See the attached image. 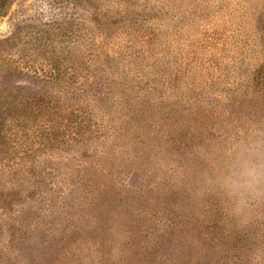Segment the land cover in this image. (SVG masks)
<instances>
[{"label": "trees", "instance_id": "16d2710c", "mask_svg": "<svg viewBox=\"0 0 264 264\" xmlns=\"http://www.w3.org/2000/svg\"><path fill=\"white\" fill-rule=\"evenodd\" d=\"M86 1L115 33L64 44L51 91L19 111L10 141L0 129V264H224L228 246L264 252V209L251 229L223 236L224 204L194 197L205 173L190 156L202 146L220 157L228 135L264 126V0ZM158 20H179L172 46ZM120 33L127 40L111 42ZM133 37L143 48L127 45ZM135 52L146 53L139 68L110 65ZM97 60L101 100L92 76H77ZM124 166L147 185L128 187ZM205 200L212 236L189 244L190 214Z\"/></svg>", "mask_w": 264, "mask_h": 264}, {"label": "rangeland", "instance_id": "374dc122", "mask_svg": "<svg viewBox=\"0 0 264 264\" xmlns=\"http://www.w3.org/2000/svg\"><path fill=\"white\" fill-rule=\"evenodd\" d=\"M92 13L93 10L86 0H0V129L10 137L9 141L13 133L21 128L19 111L28 112L27 108L31 106L33 98L44 91H51L54 87V77L50 74L57 73L53 69L60 58L66 56L68 50L60 54L63 45L87 33L90 35L87 36V44L100 41V34L103 36L104 32L115 33V29L110 30L106 25L98 26L91 20ZM156 22L161 24L157 28L160 29L159 33L162 36L159 40L165 42L168 39L172 46L175 42L173 38L177 39L176 28L179 27V20H174L168 25L164 20ZM123 24L125 23H121L122 31H124ZM126 24L128 25V22ZM79 27L83 29L81 32ZM127 38L126 34L120 33V37H113L111 42L116 43L123 39L126 41ZM139 38L133 37L127 45L134 44L137 49L143 48V43L135 41L140 40ZM187 42L191 43V40ZM146 53L144 55L136 53V59L132 56L121 57L117 62L111 58L110 65L117 63L132 69L139 68ZM135 60L137 64L134 63ZM145 63L144 61L143 65ZM99 68L100 64L97 60L94 66L83 67L84 70L81 69L77 76H92L94 84L89 87V92L95 94V99L101 100L102 93L104 95L108 89L107 85L102 83L105 81V75ZM60 69L59 73L66 74L67 77L73 75L72 70H66L61 66ZM54 120L61 123V119H57L56 116ZM29 123L32 124L31 121ZM222 145L220 157L219 152L202 146L193 147V154L190 156L197 160L196 165H192L195 167L194 170L205 173L204 178L194 186L197 187L194 197L200 200L204 193L212 192L210 196H216L211 200L220 204L223 202L224 213L227 214L229 222H226L225 218L222 221L225 222L224 230L226 229L222 233L229 238L233 234L230 232L233 224L238 228L251 229L253 227L251 224L264 209V126H251L248 134H244L240 139L228 135ZM63 148L64 145H61L60 149ZM211 154H216L218 157L213 160ZM194 155L199 156V159ZM203 157L205 163L198 165ZM206 162L208 165L204 168ZM153 166L155 165H149V171L153 170ZM249 168L257 170L258 176L255 180L245 175ZM122 170L123 173L119 178L128 187L138 190L147 185L131 167L124 166ZM209 208V203L205 200L200 202V207L194 209V215L190 214L191 233L187 234V243L212 236L207 235L208 229L204 228L212 220V216L208 213ZM262 226L264 228V224ZM246 254L249 258L245 257ZM242 259L249 261L246 263ZM220 262L264 264V252L259 245L244 253L228 246L224 255H221Z\"/></svg>", "mask_w": 264, "mask_h": 264}, {"label": "clouds", "instance_id": "9594fccd", "mask_svg": "<svg viewBox=\"0 0 264 264\" xmlns=\"http://www.w3.org/2000/svg\"><path fill=\"white\" fill-rule=\"evenodd\" d=\"M245 175L248 177H251L253 180H255V178L258 176V172L255 168H249L245 172Z\"/></svg>", "mask_w": 264, "mask_h": 264}]
</instances>
